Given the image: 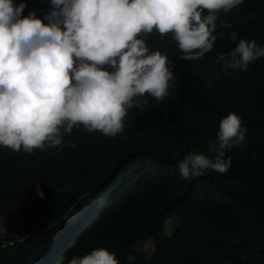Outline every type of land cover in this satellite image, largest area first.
<instances>
[{
    "label": "trees",
    "instance_id": "16d2710c",
    "mask_svg": "<svg viewBox=\"0 0 264 264\" xmlns=\"http://www.w3.org/2000/svg\"><path fill=\"white\" fill-rule=\"evenodd\" d=\"M24 3L22 15L50 7ZM215 23L213 47L197 60L179 58L171 33L139 34L172 62L174 88L136 98L144 109H128L116 136L61 125L59 150L0 146V264H67L100 247L119 264H264V58L236 70L219 59L240 39L264 46V0H243ZM229 112L247 128L226 152L230 168L182 178L178 161L207 154Z\"/></svg>",
    "mask_w": 264,
    "mask_h": 264
},
{
    "label": "clouds",
    "instance_id": "9594fccd",
    "mask_svg": "<svg viewBox=\"0 0 264 264\" xmlns=\"http://www.w3.org/2000/svg\"><path fill=\"white\" fill-rule=\"evenodd\" d=\"M41 17L24 0H0V146L13 151L62 146L73 126L114 137L126 111L143 110L145 95L161 100L174 88L173 64L149 51L140 33H171L179 58L197 60L213 47L219 12L243 0H48ZM206 10V11H205ZM43 21V22H42ZM264 58V46L240 39L219 58L225 70L246 69ZM247 128L229 112L218 121L207 154L188 152L178 161L188 179L209 171L225 173L226 152L241 146ZM74 146V145H73ZM177 155L179 154V150ZM35 194L43 198L39 183ZM67 264H119L100 247Z\"/></svg>",
    "mask_w": 264,
    "mask_h": 264
},
{
    "label": "rangeland",
    "instance_id": "374dc122",
    "mask_svg": "<svg viewBox=\"0 0 264 264\" xmlns=\"http://www.w3.org/2000/svg\"><path fill=\"white\" fill-rule=\"evenodd\" d=\"M249 14H250L252 17H254L252 9L249 10ZM81 211H82V208H79V209H77V211H76L75 214L77 215V214H79ZM72 220H73V218H71V221H72ZM3 225H4L3 221H2V222L0 221V238L2 237V234H3V231H4V226H3ZM170 229H171V222L168 221V222L166 223L165 233L168 234V232H169ZM152 249H153V246L151 245L150 242H147V243L144 245V252H145L146 254H149V253L152 251Z\"/></svg>",
    "mask_w": 264,
    "mask_h": 264
}]
</instances>
